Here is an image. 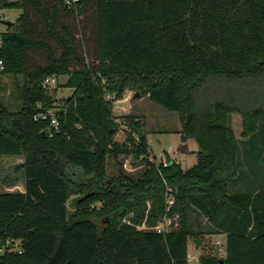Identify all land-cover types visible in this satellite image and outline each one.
I'll return each mask as SVG.
<instances>
[{"label":"trees","instance_id":"16d2710c","mask_svg":"<svg viewBox=\"0 0 264 264\" xmlns=\"http://www.w3.org/2000/svg\"><path fill=\"white\" fill-rule=\"evenodd\" d=\"M14 7L19 16L0 32V74L21 76V107L0 104V156L22 157L23 190L0 191V245L18 241L0 264H189L190 238L217 232L224 254L201 253L197 264H264V0L0 2ZM49 76L72 94L58 102ZM126 89L177 113L181 139L197 145L193 165L166 154L164 166L139 118L114 116ZM48 108L57 128L34 119ZM232 112L242 115L240 138ZM119 120L130 127L122 141ZM118 155L133 156L138 173L117 161L109 175ZM250 159L261 161L242 173ZM244 174L248 188L230 191ZM175 213V228L154 229Z\"/></svg>","mask_w":264,"mask_h":264},{"label":"rangeland","instance_id":"374dc122","mask_svg":"<svg viewBox=\"0 0 264 264\" xmlns=\"http://www.w3.org/2000/svg\"><path fill=\"white\" fill-rule=\"evenodd\" d=\"M20 12L21 10L15 7L0 8V32L6 29V21L14 22ZM63 81V76L58 77V82ZM21 84V76L0 74V104L6 106L10 111H17L21 107V100L18 93V88ZM48 91L58 102H61L63 98L72 94V89L57 86V82L50 84ZM256 91L257 88L253 90V92ZM136 93H138V96H135ZM113 113L117 118H122V116L131 113L139 118L141 129L146 134L150 155H156L157 161H162L165 155L168 154L170 159L179 163L183 169L190 167L196 162L197 154L195 151L191 152V149H196L197 145L194 140L181 139L180 133L178 132L180 130V122L177 113L169 111L160 104L152 101L148 95H144L138 90L126 89L122 98L114 102ZM230 126L235 136L240 138L242 115L239 112L231 113ZM118 127L119 130L115 133L114 139L122 141L125 137L126 130L124 129L122 131L123 127L120 125ZM165 150L166 154L162 156L158 155ZM22 160L21 156H0V191L23 190V174L20 169H16L18 163ZM117 161H121L124 170L129 173H138L140 165L134 160L133 156L128 155L124 157L123 155H118L116 158L109 156L107 159L106 170L109 175L117 173ZM260 161H251L250 159L248 164L244 161L241 166L242 173L248 171L247 165H259ZM244 175L237 177L238 179H232L229 182L230 191H244L248 188L249 177ZM75 196L76 194H71L67 201V206L70 210L73 209ZM190 219L194 228L199 226L202 230H206L207 225L204 217L200 216L195 218V215L192 213ZM104 223L105 221H99L100 226ZM140 227L144 226L141 225ZM210 234L212 233H203L201 237L197 238L199 240L197 246L195 245V241L189 240V263L195 264V262H198V255L196 257L190 255V252H194V249L200 252L199 255L205 252L221 254V251L218 249L219 245L212 241L213 238L210 237ZM7 243L5 244L6 246L8 245ZM11 243L13 245L16 244L17 247L18 241H11Z\"/></svg>","mask_w":264,"mask_h":264},{"label":"built area","instance_id":"2783aa9c","mask_svg":"<svg viewBox=\"0 0 264 264\" xmlns=\"http://www.w3.org/2000/svg\"><path fill=\"white\" fill-rule=\"evenodd\" d=\"M14 1H17V0H0V2H14ZM79 0H66V3L73 6L76 4V2H78ZM3 70V62H2V59L0 58V71ZM57 81L56 77L54 76H49V77H46L44 79V84H55ZM34 119H41V120H49L50 122V125L53 126L54 128H57L59 122H58V119H57V116L55 114V108H48L44 111H39L37 112L35 115H34ZM119 125L123 127L122 131L125 129L126 132L130 131V127H129V124L125 121V120H119ZM166 154V150L164 152H160L158 155L159 156H162ZM151 157L155 156L154 154H151L150 155ZM162 164L164 166H166L168 164V161L166 160V157L162 160ZM174 203V197L171 196V195H167V198H166V204H167V207H166V210H168L170 208V206ZM178 217H179V214L178 213H175L174 215L170 216V215H167L165 214L164 216H162V218L158 221V223L154 226V229L157 231V232H168L169 230L175 228L178 224ZM144 226V225H142ZM140 227V226H138ZM141 228V227H140ZM12 240H9L7 241L8 245L6 246H1L0 245V253H2L5 248L9 247V249H16L18 247V244H17V247H16V244L13 245V243H11ZM15 242V240L13 241ZM190 256H188V262H189V258ZM191 264V262L189 263Z\"/></svg>","mask_w":264,"mask_h":264},{"label":"crops","instance_id":"0c3cea01","mask_svg":"<svg viewBox=\"0 0 264 264\" xmlns=\"http://www.w3.org/2000/svg\"><path fill=\"white\" fill-rule=\"evenodd\" d=\"M170 149V147H169ZM168 149V150H169ZM192 151H197V147L196 149H191ZM210 237L213 238L212 241L217 243L219 245L218 249L221 251V254H224V244H225V240H226V233L225 232H217V233H212L210 234ZM191 241L194 242V238H190ZM199 251L197 252V250L194 249V252H190V255H192L193 257L195 256H199ZM195 264H197V262H195Z\"/></svg>","mask_w":264,"mask_h":264},{"label":"water","instance_id":"95a60500","mask_svg":"<svg viewBox=\"0 0 264 264\" xmlns=\"http://www.w3.org/2000/svg\"><path fill=\"white\" fill-rule=\"evenodd\" d=\"M11 21H6V25L7 26H10L11 25ZM45 87H49V84H45ZM135 96H138V93L135 94ZM191 141L194 140L192 138H189ZM195 241V245L197 246L199 244V240L197 238L194 239Z\"/></svg>","mask_w":264,"mask_h":264}]
</instances>
